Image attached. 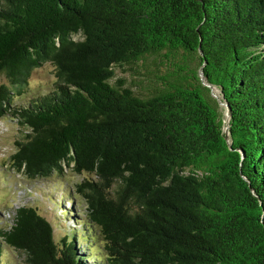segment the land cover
I'll list each match as a JSON object with an SVG mask.
<instances>
[{"label": "trees", "instance_id": "trees-1", "mask_svg": "<svg viewBox=\"0 0 264 264\" xmlns=\"http://www.w3.org/2000/svg\"><path fill=\"white\" fill-rule=\"evenodd\" d=\"M44 63L53 87L16 105ZM140 63L146 93L114 79ZM0 75L10 166L82 175L85 206L57 240L17 207L0 264L3 243L25 264H264V0H0Z\"/></svg>", "mask_w": 264, "mask_h": 264}, {"label": "rangeland", "instance_id": "rangeland-1", "mask_svg": "<svg viewBox=\"0 0 264 264\" xmlns=\"http://www.w3.org/2000/svg\"><path fill=\"white\" fill-rule=\"evenodd\" d=\"M159 68L160 71L156 73L160 75L164 67ZM52 69L50 63H44L34 69L28 79L25 92L21 96H15L14 103L16 105L25 103L32 97L49 91L53 87L54 80ZM135 70L137 71L115 67L114 79L124 78L126 84L138 92H148L153 85L152 82L157 81L156 79L151 81L153 77L149 74V71L154 70L153 65L140 63ZM1 83L10 85L3 75H0ZM213 92L220 97L217 87H213ZM20 135L21 128L14 119L9 116L0 118V223L4 225L5 222V225H9L17 207L31 206L52 224L54 237L57 240L69 229L79 228L72 214L82 218L85 206L79 197H74L73 201L68 197L73 195V186L81 180L82 175L66 169L63 176L58 177L53 174L47 178L29 179L15 171L10 166V156L15 151V141ZM68 209H73L74 213L69 215ZM2 246L6 259L12 260L13 264H25L23 256L18 251L4 243Z\"/></svg>", "mask_w": 264, "mask_h": 264}, {"label": "water", "instance_id": "water-1", "mask_svg": "<svg viewBox=\"0 0 264 264\" xmlns=\"http://www.w3.org/2000/svg\"><path fill=\"white\" fill-rule=\"evenodd\" d=\"M199 76H200V79H201L202 83H203L205 86H207V87L210 88L211 95H212L214 98H216L218 104H219V105L223 108V110H224V116H225V122H226V126H225V128H224V131L226 132V136H225V138H226L228 144H230L229 137H228V135H229V132H228V120H229V118H230V116H231L230 105H229V104L227 103V101L224 99V95H223V93H222V91H221L220 89H219V91H220V97H217V95L214 94V92H213V87H215V86H214V85H211L210 83H208V82L206 81V79H205V77H204V75H203V72H202V68H200V70H199ZM241 156H243V152H242V151H241Z\"/></svg>", "mask_w": 264, "mask_h": 264}]
</instances>
